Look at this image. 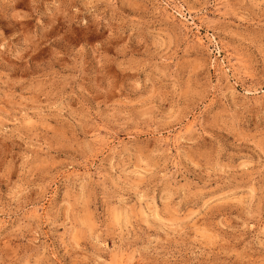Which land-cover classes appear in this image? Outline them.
I'll return each mask as SVG.
<instances>
[{"label":"rangeland","instance_id":"rangeland-1","mask_svg":"<svg viewBox=\"0 0 264 264\" xmlns=\"http://www.w3.org/2000/svg\"><path fill=\"white\" fill-rule=\"evenodd\" d=\"M0 264H264V0H0Z\"/></svg>","mask_w":264,"mask_h":264}]
</instances>
